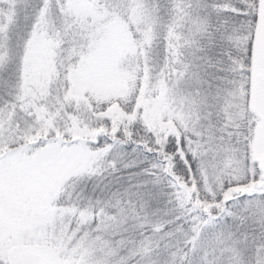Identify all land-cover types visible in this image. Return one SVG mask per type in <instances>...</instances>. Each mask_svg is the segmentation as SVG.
I'll list each match as a JSON object with an SVG mask.
<instances>
[{
  "label": "snow or ice",
  "instance_id": "obj_1",
  "mask_svg": "<svg viewBox=\"0 0 264 264\" xmlns=\"http://www.w3.org/2000/svg\"><path fill=\"white\" fill-rule=\"evenodd\" d=\"M0 264H264V0H0Z\"/></svg>",
  "mask_w": 264,
  "mask_h": 264
}]
</instances>
